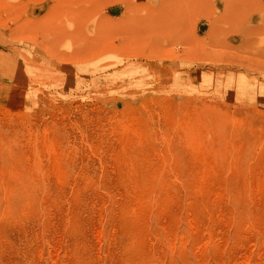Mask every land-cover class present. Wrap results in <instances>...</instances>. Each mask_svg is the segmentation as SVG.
I'll return each mask as SVG.
<instances>
[{"label":"rangeland","instance_id":"obj_1","mask_svg":"<svg viewBox=\"0 0 264 264\" xmlns=\"http://www.w3.org/2000/svg\"><path fill=\"white\" fill-rule=\"evenodd\" d=\"M0 260L264 264V0H0Z\"/></svg>","mask_w":264,"mask_h":264},{"label":"bare ground","instance_id":"obj_2","mask_svg":"<svg viewBox=\"0 0 264 264\" xmlns=\"http://www.w3.org/2000/svg\"><path fill=\"white\" fill-rule=\"evenodd\" d=\"M39 257H40V256H39ZM0 261H2V260H0ZM39 261H40V259H39ZM0 263H1V262H0ZM2 263H3V262H2ZM2 263H1V264H2Z\"/></svg>","mask_w":264,"mask_h":264}]
</instances>
